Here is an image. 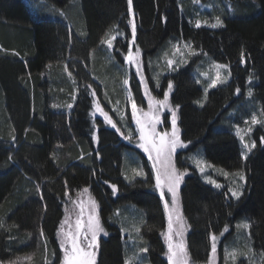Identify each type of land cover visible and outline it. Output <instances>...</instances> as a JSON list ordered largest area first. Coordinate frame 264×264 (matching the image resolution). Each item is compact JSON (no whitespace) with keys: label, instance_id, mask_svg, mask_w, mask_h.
Here are the masks:
<instances>
[{"label":"trees","instance_id":"1","mask_svg":"<svg viewBox=\"0 0 264 264\" xmlns=\"http://www.w3.org/2000/svg\"><path fill=\"white\" fill-rule=\"evenodd\" d=\"M220 2L215 7L224 23L212 27L197 26V6L189 0H132L133 47L139 46L145 62L167 40L181 39L200 56L229 66V82L206 95L190 65L163 80L173 85L170 100L179 106L181 137L191 141L186 152L200 151L211 167L230 174H225L230 182L236 172L245 177L243 192L234 199L227 187H213L191 168L181 187L187 246L193 261H205L212 234L228 228L222 241H245L244 229L235 232L234 225L246 222L264 264V122L254 129L256 146L246 158L232 127L247 117L248 101L264 110V0ZM128 19L127 0H0V264H18L21 258V264H43L46 248L57 254L56 232L68 196L84 187L107 228L97 264H125V237L114 221L117 210L131 214L127 231L135 240L141 228L136 246L145 248L144 259L167 264L164 212L152 178L146 172L132 180L125 165L137 152L101 118L92 121L90 116L91 87L100 97V87L108 90L113 73L117 85L122 80L123 66L115 71L112 65L126 44L119 51L113 47L110 61L102 42L114 27L126 33L127 42ZM98 67L102 72L96 74Z\"/></svg>","mask_w":264,"mask_h":264},{"label":"rangeland","instance_id":"2","mask_svg":"<svg viewBox=\"0 0 264 264\" xmlns=\"http://www.w3.org/2000/svg\"><path fill=\"white\" fill-rule=\"evenodd\" d=\"M181 1V0H180ZM191 6H197V16H196V23L200 25H208L212 26L216 23L217 18H219L222 21V24L224 23L221 16H219L220 8L219 6L215 7L216 5H221L222 3L220 0H189ZM128 4V0H127ZM181 6V5H180ZM128 25L130 28V36L129 39H127L126 42V33L121 29L114 27L113 31L106 37V39L102 42V45L108 52V56L110 57V61L112 60L113 56H115L113 52V47L120 50L119 45H125V50H121L120 55L121 59L117 63L114 62L112 65L113 68L119 70V66H123V77L122 80H120L119 85H117L114 80L117 78V72L116 74H112V79L109 78V88L107 91L104 87H100V97L97 96V92L91 87L93 92V104L91 109V118L92 121H96L98 118H101L103 120V123L108 126L109 128H113L111 124H108L105 120L104 116L101 114V111L103 113H106L107 116L111 119V121L116 125L114 129H119L120 138L122 141H124L132 150L136 151L137 153H134L133 156V162H128L125 165V168L127 172L131 173L130 175H133L129 178L125 174L128 180L131 181L135 179L136 177H144L135 175V171H139L143 169V172L146 174V172L150 175L152 178V185L154 192L158 195L160 205L162 207V210L164 212V219H165V226L163 231L161 232V237L163 239L164 244V254L163 257L166 259L167 264H170V261L168 260V241L164 235V233H167L168 231V211H166L164 206V201L167 200L169 205V210H172V204H171V196L169 194H166L165 197L162 199L159 193V190L155 187L156 181H155V175H154V168L153 164H156V167H159V163L155 162L154 160L149 158V154L146 153L141 147H139L140 141V132H139V126L136 124L135 119L132 115V107L131 103L134 100L138 110L137 116L142 117L143 113L149 112V103L152 102L153 104V114L158 115L160 118V123L156 125V129L158 133H163L165 131L170 132L171 131V115L172 110H175L176 116H177V127L179 130V134L181 137V129L179 127L178 123V113H177V107L172 105L170 100L171 91L169 93V101L168 107H161L160 105L156 104L155 101H160L164 99V93L168 90V85L171 80L169 78H166L165 82L163 81L164 78L176 71L178 68L190 65L192 68V76L196 80V83L200 86L202 89L203 95H206L208 91H210L212 88H215L219 85H223L229 82L231 78V73L229 70V66L225 63L212 61L207 56L199 55L200 53L196 52L195 49L192 47L191 43L188 41H183L181 39L175 40V39H169L165 44L160 48L159 52L155 55V57H151L150 60H146L143 62V55L142 51L140 50L139 46L136 44L135 47L133 42V34H132V24H135V37H136V18L135 13L132 6V12L129 13L128 9ZM119 37V41H116V38ZM111 40L112 44L109 46L107 41ZM137 48L139 49V56L138 59L140 61L139 64V70L140 75H137V65L136 63L128 62L125 57L128 55L129 51L131 50L134 57H136ZM109 62V59L106 60ZM168 61H173L172 65L169 66ZM119 62V63H118ZM120 64V65H119ZM220 67H217V66ZM224 65H227V67H223ZM145 66H148V72L146 71ZM99 68V67H98ZM97 68V69H98ZM96 69V74L99 72H102V68L100 67L99 70ZM65 74L68 77L71 76V72L66 68ZM217 74L220 76L221 82L217 83L216 85H212V80L217 77ZM134 79L135 82V88L132 87L131 79ZM125 80L128 81L127 84H125ZM143 81V83H142ZM113 82V84L111 83ZM157 82L159 83V87H157ZM106 92V93H105ZM247 91V97L250 98ZM77 96V90H75L71 95V101L75 100ZM247 100V99H246ZM74 102V101H73ZM72 102V103H73ZM104 104V105H103ZM72 106V104H69ZM68 107V105H67ZM110 107V108H109ZM247 107H249V112L247 117H242V121L240 124H233V132L236 135L239 143V147L241 150V156L242 158H246L250 152H247V150L244 148V144L247 143L249 145L252 144V142H257V139L254 137L253 132L254 129L264 122V110L257 104H252L249 101L247 102ZM156 109H159L157 112ZM230 116V114L228 115ZM227 116V117H228ZM255 116L257 121L259 123L253 124L252 123V117ZM250 129V131H249ZM129 133H131V138L126 139L125 137L129 136ZM239 133V134H238ZM243 136V140L240 139V137ZM96 140V139H95ZM181 140L184 141L186 147H178L172 156V161L175 164L176 168L181 171L185 172L184 178L179 185L178 188V195H177V205L175 211H178L180 215L183 217V221L185 223L186 229L183 236V245L186 250V255L184 257L185 264H263V255L261 253H257L254 251L249 233H248V225L246 222L242 223H236L234 225V230L236 232L237 229H244V232L242 235L243 238H245V241L235 240L234 244L228 243L231 239V237L234 236L235 232L231 233L229 239L230 240H224L223 236L227 232L228 228H224L222 231H219L215 234L211 235V244L208 256L205 261H193L191 259V256L188 251L187 246V234L189 231L188 223L184 217L183 213V206L181 201V187L184 182L185 177L190 173L191 168L193 167L201 177V179L215 187L214 184L209 183V179L212 181H215L216 183L220 184L223 188L224 186L227 187L228 191L230 188H235L237 184L243 183L244 181H241L239 176H237V173L242 172H236L234 175L232 174L233 181H229V178L227 176H230V174L227 175L228 172L217 170L216 168L211 167L212 165L208 164L203 156V154L200 151H189L186 152V150L190 147L191 141L184 140L181 137ZM96 143V142H95ZM252 151V150H251ZM178 154L182 157L180 163L177 161ZM152 156H155V152L152 153ZM124 157V164H125ZM197 161H203L204 171L201 172L200 169L197 167ZM146 167V168H145ZM135 170V171H134ZM227 176H226V175ZM135 177V178H134ZM237 182V183H236ZM244 187V186H243ZM219 189V188H218ZM86 190V191H85ZM243 192L242 189H238ZM230 196L234 199H237L236 197H233L231 192L229 191ZM90 200H96L92 196V194L89 191L88 187H84L79 191H75L72 194L68 196L67 202L64 207V214L62 217V220L58 226L57 232H56V246H57V254H54L52 251H50L49 248H46V254L44 255V263L43 264H64L65 260V248L70 247L69 245L65 244L64 247H61V244L63 242V236L58 235V232H61V225L63 224V231L64 232H72L75 233L76 231V220L79 218L83 224L87 223L88 215L91 212V204ZM97 204V202H96ZM83 205V212L81 211V206ZM98 206V204H97ZM128 212H135L137 213V210L133 206H127ZM96 212L100 218V210L99 206L96 209ZM115 220L117 222L118 227L122 231L123 238V250L125 253V264L128 263H138V264H151L149 261V258L146 260L144 259L146 251L145 248H142L143 246H136L138 245L137 239L141 234V228H138L136 234H138V238L135 236L136 240L134 239L133 234L131 232L129 233L128 230V224L131 221V214H128L127 211L124 212V214L120 215V211L117 210L116 212ZM65 221H67L65 223ZM100 224L104 229V232L99 233L96 240V246L92 249H89L94 253L93 256V264H97L98 255H99V248H100V241L101 238H104L107 235V228H105L104 224L102 223V220L100 218ZM244 225H247V227H244ZM128 227V228H127ZM128 233H127V232ZM81 232H83V229H81ZM172 235V242L173 244L180 242V237H177L175 235V232L173 231ZM213 237L215 238L213 240ZM89 239H91V236L89 235ZM83 241V235H81L78 238V242ZM213 243L216 245L215 251H213ZM81 247H86V243H81ZM241 249H245L244 252L241 251ZM49 252V254H47ZM30 258V257H29ZM27 259V258H23ZM18 260V264H21ZM28 261V260H27ZM15 264V262H13Z\"/></svg>","mask_w":264,"mask_h":264},{"label":"snow or ice","instance_id":"3","mask_svg":"<svg viewBox=\"0 0 264 264\" xmlns=\"http://www.w3.org/2000/svg\"><path fill=\"white\" fill-rule=\"evenodd\" d=\"M128 9L129 13L132 12V0H128ZM222 25V21L217 18L215 24L212 27H218ZM199 26V24L197 25ZM132 34H133V42L135 41V24H132ZM109 46H111L112 41H107ZM139 56V49L137 48L136 57L133 56L131 50L129 51L128 55L125 59L132 63H136L137 65V75H140L139 64L140 61L138 59ZM173 61H168L169 66H171ZM217 67H220L219 65ZM223 67H227L224 65ZM221 82L219 74L217 77L212 80V85H216L217 83ZM128 81L125 80V84ZM143 83V81H142ZM157 87H159V83L157 82ZM173 85L169 82L168 90L164 93V99L160 101H155L156 104L160 105L161 107H168L169 101V93L172 90ZM238 91V90H237ZM249 96L252 95L251 91L248 93ZM71 107V105H69ZM132 107V115L135 119L136 124L139 126L140 132V141L139 147H141L146 153L149 154V158L154 160L155 162L159 163V167H156V164H153L154 168V175H155V187L159 190L160 196L163 199L166 194L171 196V204L172 210H169V205L167 200L164 201V206L166 211H168V231L164 233L167 241H168V260L170 264H185L184 257L186 255V250L183 245V236L186 229L185 223L183 221V217L180 215L178 211H175L177 205V195H178V188L181 184L185 172L179 171L175 164L172 161V156L175 150L178 147H186L184 141L181 140L179 130L177 127V116L175 110H172L171 115V131H165L163 133H158L156 129V125L160 123V118L158 115L153 114V104L152 102L149 103V112L143 113L142 117L137 116L138 110L135 101L133 100L131 103ZM179 106H177L178 108ZM101 114L104 116L105 120L108 124H111L113 128L116 125L111 121V119L107 116L106 113H103L102 110ZM158 112L159 109H156ZM252 123L257 124L256 117H252ZM119 131V129H116ZM250 131V129H249ZM239 134V133H238ZM126 139L131 138V133H129ZM243 140V136L240 137ZM262 142H264V138H262ZM255 142H252L251 145L245 143L244 148L247 152H251L253 148H255ZM155 152V156H152V153ZM197 167L200 169L201 172L204 171L203 161H197ZM135 171V170H134ZM135 175L143 176L145 173L143 169L139 171H135ZM241 181L245 180V177L242 173H237ZM209 183L215 185L216 188H220L221 185L209 179ZM243 183L238 184L235 188H230L229 191L231 192L233 197L237 199L242 194L241 191L238 189L243 188ZM113 190L115 191V186H113ZM86 191V190H85ZM67 194V193H66ZM91 204V212L88 215L87 223L83 224L81 220L78 218L76 220V231L75 233L72 232H64L63 231V224L61 225V232H58V235L63 236V242L61 247H64L65 244L69 245L70 247L65 248V260L64 264H93V256L94 253L89 249H92L96 246V240L99 233L104 232L103 227L100 224V218L96 212L97 204L94 200H90ZM81 211L83 212V205L81 206ZM67 221H65L66 223ZM247 227V225H244ZM83 229V232H81ZM175 232L177 237H180V242L173 244L172 242V233ZM43 234V233H41ZM83 235V241L78 242V238ZM89 235L91 239H89ZM215 238L213 237V240ZM81 243H86V247H81ZM216 245L213 243V251H215ZM146 251V250H145Z\"/></svg>","mask_w":264,"mask_h":264},{"label":"bare ground","instance_id":"4","mask_svg":"<svg viewBox=\"0 0 264 264\" xmlns=\"http://www.w3.org/2000/svg\"><path fill=\"white\" fill-rule=\"evenodd\" d=\"M187 220V219H186Z\"/></svg>","mask_w":264,"mask_h":264}]
</instances>
